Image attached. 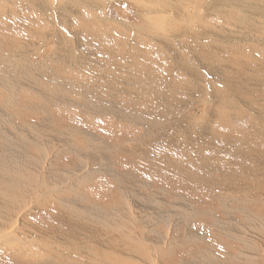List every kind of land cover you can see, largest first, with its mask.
I'll return each instance as SVG.
<instances>
[{"label": "bare ground", "instance_id": "obj_1", "mask_svg": "<svg viewBox=\"0 0 264 264\" xmlns=\"http://www.w3.org/2000/svg\"><path fill=\"white\" fill-rule=\"evenodd\" d=\"M107 1L112 0H0V83L7 80L9 88L17 91L48 92L51 86L61 79V76L53 75V70L61 67L65 76L69 77L73 73V78L69 79L67 86L60 85L59 90L76 97L78 95L79 98L91 97L98 100L100 108L90 117L94 122L101 120L99 127L83 129L85 131L92 128L93 134L84 132L86 136L80 137L77 131L82 130L74 128L65 118L57 115L53 117L48 114L45 121L36 122L31 127L29 124L35 121H27L23 116L25 109L16 105L15 113L10 108L4 110L10 120L15 114L20 117H17L18 127L14 132L16 138L12 139L7 135L6 121L0 109V264H154L150 255L143 256L136 250L141 246H148L152 249L150 254L153 256L156 249L164 250L171 245L174 239L169 237L175 230L170 226L172 219L176 225L182 222L191 223L192 218L200 214L203 222L208 218L207 215L217 213L214 207L211 210L208 203L202 202L195 193L192 192L190 195L194 196L189 197L183 188V194H186L188 199L193 197L198 207L191 209L182 198L175 202L170 199L172 203L169 204L173 207L167 203L165 208L164 196L170 198L168 191L161 188L158 189L160 193H155L151 190L154 195L145 197L140 192L150 190L155 182L150 185L138 176L127 174L126 176L132 178H114L119 185L120 195L124 196L126 193V202L120 203L123 212L115 219L96 222L98 214L108 217L104 213L105 210L101 205L95 207L90 203L84 205L83 202L88 195V198H94L101 194L95 195L96 191L88 194V191L84 193L78 190L80 186H89L87 181L93 179L89 174H81L91 164L79 165L78 162L74 167L73 162L63 163V166L70 167L65 169L63 179L59 169L50 165V161L57 159L56 154H51L55 148L53 146L58 143L56 131L64 124L67 129L76 131L73 140L78 139L83 151L94 157L97 162L113 163L114 158L116 161L119 155L116 153L120 150V145L115 146V142L110 141L108 134L103 130V126L108 125L104 119L108 117L117 114L116 119H130L136 123L135 126H144L142 130L139 128L141 137L155 136L158 131L155 123L150 125L151 115L139 120L140 112L131 109L127 111V116L119 114L125 107L119 104L120 102L119 105L113 102V97L117 96L119 100V97H124L125 92L129 94L146 87L149 91L167 94V99L161 101L165 107L171 104L168 109L169 119L161 125L165 128V135L172 137L175 144L166 146L164 155L176 154L181 160L189 161L203 153L195 143L208 139L214 145V152L226 153L231 166L242 169L243 165H246V168L257 170L254 173L263 175L264 179V87L251 91L249 86L243 85L247 84L249 79L264 82V2L123 0L133 7L134 17L140 25L125 23L119 28H107L109 22L114 23L112 19L104 16ZM121 15L126 14L121 12ZM125 33L130 35L126 36ZM46 43L49 44L45 48ZM48 49H51L49 55L46 54ZM124 55L135 57L132 63L133 71L118 74L117 69L111 67L109 62H120L128 66V60L117 59ZM76 72L79 74H74ZM31 78L39 82L34 83ZM122 83L126 84L125 88ZM253 85L255 86L254 83ZM244 91L248 93L245 97L241 96ZM254 99L257 100L256 103H252ZM75 100L81 101L78 98ZM149 100L151 101V98ZM127 102H130L128 96ZM82 109L75 108L77 112L70 110V113L79 117ZM50 117H53L51 121ZM99 118L101 119L97 120ZM29 131H34L37 143L23 136ZM115 131L120 132L119 125ZM131 134L128 132V135ZM252 141L254 146H250ZM67 143L68 141L60 145L66 147ZM234 143L242 147L236 148ZM28 149L33 151L31 152L34 156H30ZM147 150L150 151V148ZM214 155L216 157L210 159H213V166L217 171L214 170L210 176V182L223 177L228 173L227 170H231L219 169L218 166L222 162L219 163L221 160H218L216 153ZM235 158H238V161ZM246 159L249 161L247 164L244 163ZM151 165L150 169L157 166L153 163ZM112 166L110 165L108 170ZM197 166L199 167L198 164ZM182 170L183 173L177 172L180 180L190 178L194 183L201 181V176L194 178ZM106 173L111 174L110 171ZM78 175V180L74 181ZM149 180H152L151 177ZM205 181L196 183L204 193L207 187L213 188V185L204 183ZM94 183L98 187L94 184L93 187L103 191V186H100L102 181ZM189 183L188 180L185 184L174 186L184 187ZM260 186L264 188V180ZM169 187L175 188L171 185ZM231 189L234 190V187ZM199 192L198 190L197 193ZM255 194L257 192L253 189L246 197L264 202V192L259 196ZM221 201L223 202L222 198ZM241 212L250 217L247 225L237 229L230 218L225 219L230 223L226 224L227 226L224 222H218L216 225L220 234L224 233L229 239L236 241L233 243L240 246L236 249H243V252L237 253L233 248L229 253L222 245L224 249L221 247V257L214 256L211 252L203 255L206 251L214 250L216 243L204 240L201 234L196 233L200 231L190 228L183 236L187 242L177 248H186L187 251L188 247L193 248L195 255L192 256V261L188 260L186 252V259L182 257L180 261H173L177 255L170 256L171 261L166 264H200L201 257L209 259L210 264H230L233 261L241 264H264V258L257 256L253 245L255 237L263 244L259 241L258 246L264 247V218L256 211ZM259 212L264 215V206L259 208ZM36 214L41 220L52 218L55 224L58 223L59 227L54 229L55 234L51 239H37L43 223L36 222L34 227L29 225L30 217ZM113 220H116L117 224ZM134 228L137 232L140 231L139 238L143 237V242H124L122 234L127 232L133 238L131 233ZM230 231L236 232L235 235L232 236ZM197 237L202 240L198 241ZM101 247L106 251L98 252ZM165 252L171 255L174 251ZM34 256L36 259L33 261ZM215 258L219 260L216 261Z\"/></svg>", "mask_w": 264, "mask_h": 264}, {"label": "rangeland", "instance_id": "obj_2", "mask_svg": "<svg viewBox=\"0 0 264 264\" xmlns=\"http://www.w3.org/2000/svg\"><path fill=\"white\" fill-rule=\"evenodd\" d=\"M261 1L264 2V0H261ZM106 3L107 4L104 7L105 10L103 11L104 16L107 19H112V21L114 22V23L109 22L108 23L109 27H107V28L114 27V26L119 28L122 26V24H125V23L137 25V26L140 25V22L137 21L136 17H134L135 16L134 9L131 5H129V3H125V1H123V0H121V1L120 0L119 1L118 0H112V1H107ZM4 7H5V5H3V8ZM121 12L123 14H126V15H121ZM125 34H126V36L130 35L129 33H125ZM48 44L49 43L45 44V48L48 46ZM114 51H115V49H114ZM50 53H51V49H48L46 51V54L49 55ZM62 58H63V56L61 55V61H62ZM134 58H135L134 56H130V55H124L121 58H117L118 60H128V62H129L128 66L122 65L120 62H109V63L111 64V67L117 69L118 74L129 73V72L133 71L132 63H134ZM58 64H60V61L58 62ZM52 73L55 77L61 76V79H58L59 81L57 83H55L54 85H52L51 88L48 90V92H38V91H32V90H30V91H17V89H14V88L10 89L9 88L7 80L1 81L2 83H0V109H1L2 117L5 118V121H6L5 125H6V129H7L6 130L7 135L10 138H12V139L16 138L14 132H15V128L18 127V120L17 119L20 117L16 116V114H15L10 120V117L8 116V114L5 113L4 110L10 108V110L14 111V113H15L16 110L14 109V106H16V105H19L20 107L25 109L23 112V116L27 121H35L34 123L29 124L31 127H33L36 124V122L45 121L48 114H50V116H53V117H56L55 115H57L59 117L65 118V120L69 124H71L74 128L80 129L82 131L85 128H89V127L93 128V127H99L100 126V123H101L100 119L101 118L97 119L100 121L94 122V120L90 117L91 114L97 112V109L100 108L99 101L93 100L91 97L79 98L78 95L76 97L73 94L69 95V94H67V92L59 90L60 85L67 86L69 84V79L73 78V73L69 77H67V76H65V74L61 70V67L55 68ZM74 74H79V73L76 72ZM112 76H114V75H112ZM145 78H147V77H145ZM31 81L34 83L39 82V80L34 79V78H31ZM255 82H257L255 79H249L247 81V84H243V85L249 86V89L251 91H254L257 89L260 90V89H262V87H264V82H257V83H255ZM211 83H213V82L211 81ZM253 83L255 84V86L253 85ZM121 85L124 88L126 86L125 83L124 84L122 83ZM144 88L137 90L136 92L134 91V92L129 93V94H127V92H125L126 94L124 95V97L123 98L119 97V100L117 99L118 98L117 96L113 97V98H115V99H113V100H115L113 102H116L117 104L120 102L119 104H123V106L126 108V109L124 108V110L122 112H120V113L118 112L119 114H126V116H127V111L131 109V110L140 112V115L138 117L139 120L147 117L148 115H151L150 118H152V119L150 120V125L155 123V125L157 126L156 129L158 131L155 136L150 135L148 138L141 137L139 135V130L144 129V126L141 124L135 126L136 123H134L130 119L124 118L125 119L124 120L121 117H120V119H116L117 114L114 115L115 117L114 116L108 117V118L104 119L105 121H107L106 123H108V125H104L103 130L108 134L109 140L112 142H115V146L120 145V150L116 153V154L119 153V155H117L118 159L116 161L114 158L113 163L97 162V161H95L94 157H92L91 155H89L83 151V147L79 143L78 139L73 140V134L76 133V131H74L73 129H67L65 124H64L63 126H61L56 131L58 143L53 146L55 148L51 151V154L52 155L56 154L57 159H53L52 161H50L49 162L50 165L53 168L59 169L60 176L63 179L64 178L63 173L66 172L65 169L70 168V167H65V165L63 166V163L70 161L72 164V162H73L74 167H76V165H78L77 164L78 162H79V165H84V163H90L91 164L89 167H86L85 170L81 174L83 176L85 174L86 175L89 174L90 176H93V179L87 181V184H89V186H87V185L80 186V187H78V190L81 192L84 191V193H86V191H88L89 192L88 194H91L92 191H96L95 195L101 194L99 196L94 195L95 196L94 198H88L90 196L88 194H86V196L88 195L87 199L83 202L84 205H86L87 203H90V205H93L95 207L101 205L102 209L105 210L104 213L106 215H108L109 218L105 215L98 214L96 216V222L115 219V217H118L120 215V213L123 212V210L120 209V207H121L120 203L123 204L126 202V199H124V196L126 195V193H124V196L120 195L121 191H120V188H118L119 185H118L117 181L114 180V178H119V179L130 178L131 179L134 176H138L140 179L144 180L145 182H147L149 184L150 183L152 184L153 182H155L152 185L150 184L152 187L150 190H148V189L146 191L142 190L140 192V194L142 193L141 195H145V197H149L147 195L153 196L154 192H152V191H155V193H156L161 188H163V190H166L170 193L169 199H167L168 198L167 195L164 196L165 208H167L166 207L167 203H168V206H170L171 204H169V202L172 203V201L173 202L178 201V200L180 201V199L182 200V198H183V200L189 205V207L191 209L195 210L196 207H198V205L195 201H193L194 198L193 197L189 198V199L187 198L190 194H192V192L195 193L197 195V197L202 202H204L206 204L208 203V206L211 210L213 209L212 207L215 208V212H217V213L213 212V214L207 215L208 218L204 219L203 222H202L203 219L201 218L200 214H198L197 216L192 218L191 223L181 221L182 223H178L176 225L175 221L172 219L170 226L176 230V231L174 230V232L172 231L173 237L172 236L169 237V238L174 239L172 241V244L171 245L169 244L170 246L168 245V247L165 248L164 250L162 248L156 249L153 252V256H152V254H150L152 249H150L148 246H141L136 250L143 256L150 255L152 257V262L154 264H166L167 262L171 261L170 256L175 257L176 255H177V258H175V259L172 258V259H174L173 261H175L176 259H178V260L182 259V257L183 258L185 257V259H186L187 254H188V258H189L188 260L192 261L194 255H195V254H193V253H195V252H193V248L188 247V251L186 250V248L185 249L184 248L183 249L177 248L180 244L183 243L185 245V243L187 242L183 238V236H185L184 234H186L185 231L190 229V228H196L194 230L200 231V232H196V233L201 234L202 235L201 237H204L203 238L204 240L207 239L212 244L216 243L214 246V250L206 251L205 254H203V255H206V254L211 252L214 256L221 257L220 251H221L222 245L225 246V248L227 249V252L231 253L230 251L233 250V248L236 249V248H239L240 246L238 245V243H233L236 241L229 239L224 233H221L224 236L221 235L219 232L218 226L216 224H218V222H221V223L224 222V225L227 226L230 223L225 219L230 218L232 221V224H235L237 229L247 225L248 221L250 220V217L248 218L246 213L242 214L241 210L256 211V213L258 215H260L262 218H264V215L259 212V208H262V206H264V202H260L259 199L251 200L248 197H246V194L248 192L252 191L253 189H255L257 192V194H255V196H259V194L264 192V188L260 186L264 180L262 178L263 175L259 176L258 174L254 173L257 170L255 171V169L253 170V168L252 169L246 168V167H248L246 165H243L244 168H242V169L241 168H234L233 166H231V164L229 162L230 158L225 156L226 153H222L220 151L214 152V149H213L214 145H213V143H210V141L208 139H206L205 141L200 142V143L199 142L195 143V145L198 146V149L199 150L201 149L203 151V153H202V155L200 153L199 157H198V155L195 156L196 158L192 157L189 161L181 160L180 156L176 155V154H175L176 157H175V155H173L175 158L170 154L164 155V153H163V152H165L164 148L166 146H173L175 144V141L172 140V137L165 135V128L162 126L169 119L168 113H170V110H168V109L171 107L170 106L171 104H169V106L165 107L163 102L161 101V100L167 99L166 93H164V92H157L156 93V92L149 91V89L146 87H144ZM102 93H104V92H102ZM159 93H161V94H159ZM236 93H238V92H236ZM247 95H248V93H245V91H244V93L241 94V96H243V97H245ZM127 96L130 99V102H127ZM76 98L81 99V101L76 102V100H75ZM149 98H151V101L149 100ZM144 99H148L147 101H149L151 103L150 104L146 103L147 101H145ZM154 99H157V100L155 101ZM253 102L256 103L257 100L254 99V100H252V103ZM12 106H13V108H11ZM234 106H237V105H234ZM256 106H254V107H256ZM75 108H79V109L83 108L78 114L79 117H77V115L74 116L70 113V110L72 112H77L75 110ZM248 115H250V114H248ZM53 117H50V121L53 119ZM92 117L96 118V116H94V115H92ZM117 118H118V116H117ZM54 122H56L55 119H54ZM1 125H2V118L0 120V127H1ZM118 125H119V130H120L119 133L115 131L118 129ZM92 128L87 129L83 132L77 131V133L79 134L80 137H85L86 134L84 132L92 133ZM108 128H110L109 132H108ZM237 128L240 129V126L237 125ZM128 132H130L132 134L128 135ZM34 134H35L34 131H29L26 134H23V136L25 138H27L28 140L37 143L36 139L34 138ZM96 139H98V137H96ZM66 141H68L66 147L60 145V143H63ZM111 144H114V143H111ZM151 144H152V146H151ZM234 144H235L236 148L242 147V146L240 147V144H238V143H234ZM101 145L104 148H106L105 145L103 144V142H101ZM251 145L252 146L255 145L253 141L251 142L250 146ZM262 147H260V148H262ZM136 148H137V150H135ZM149 148H150V151L147 150ZM155 148L157 150H155ZM162 149H163V151H162ZM204 149H206V150H204ZM199 150H197V151L199 152ZM28 151L31 153L30 156H34V154L32 153L33 152L32 150H31L32 152L30 151V149H28ZM131 152H134V153L132 154ZM147 153H149V154L147 155ZM215 153L218 156V160H221V161H219V163L222 162L221 164H219V166L217 165L219 167V169L229 168L231 170H229V171L227 170L226 172H228V173H226V175H223V177H218L217 179H214L215 182H214V180H211V182H210L208 180L211 178L210 176L214 173V170H216V167L213 166V165H215L213 162L214 157H216V155H214ZM61 154H65V155L63 156ZM170 156H172V157H170ZM202 156H204V158H202ZM28 158H29V161H31V158L30 157H28ZM210 158H213V159H210ZM64 159H68V160L65 161ZM193 159L195 161H193ZM235 160L238 161V158H235ZM157 161H159L160 163ZM197 161H198V163H197ZM195 162L199 165V167L197 166V164ZM247 162H249L247 159L244 160V163L247 164ZM151 163H153V165H155V164L157 165V166L155 165L156 166L155 169H153V168H151L152 170L150 169V166H152ZM181 163L183 164L182 166H181ZM110 165H113V166L110 170H108ZM187 165H189V166H187ZM192 165H194V166H192ZM77 167H79V166H77ZM127 167H129V168H127ZM157 167L159 168V170ZM172 167L174 169H172ZM193 167H195V168H193ZM211 168H213V169L211 170ZM149 169H150V171H149ZM182 169H184V172H188L191 175H193L194 178H196L197 176H199V177L201 176L202 178H205V179H202L200 177L201 181H199V182L195 181V183L190 178H184L183 180H180L177 172L182 171V173H183ZM193 170H195V171H193ZM70 171H72V170H70ZM101 171H105V172L101 173ZM108 171H110L111 174L108 175L106 173ZM166 172H167V174H165ZM204 173H206V174H204ZM95 174H97V175H95ZM105 174H107V175H105ZM127 174H131L132 177L126 176ZM148 174H150V175H148ZM79 176L80 175H78V177H76L74 179V181H77ZM95 176H97V177H95ZM104 176H105V178H104ZM247 176H248V178H247ZM150 177L152 180H149ZM158 177L160 179H158ZM249 177H251V178H249ZM259 177L262 178L263 180L262 179L260 180ZM236 178L239 180H237ZM159 180H160V183H159ZM188 180L190 181V183L188 185H184V187H175L174 186V185L177 186V184H178V186L180 184L181 185L185 184V182ZM60 181L62 182V180H60ZM101 181H102V183H100ZM108 181H110V182H108ZM148 181H150V182H148ZM171 181H172V183H171ZM203 181H205L204 183H209L211 186L213 185L212 186L213 188L207 187L208 189L206 190V193H204L203 189H201V187H199L197 185V184L203 183ZM250 181H251V183H250ZM94 182H96V183L99 182L100 186H103V191H98V189L96 187H93V184H94V186H97V184H95ZM237 182L239 185L237 184ZM173 183H175V184H173ZM251 184H253V185H251ZM255 184L258 186H255ZM150 185H148V186H150ZM170 185L172 187H175L174 188L175 190L171 189L169 187ZM73 186L74 185H72V187ZM90 186H92L93 188H90ZM164 186H165V188H164ZM226 186H227V188H226ZM155 187H157V188H155ZM197 187L200 189H198ZM233 187H234V190L231 189ZM181 188H183L188 193L187 194L188 196H185L186 194H183L184 192L181 190ZM170 189H171V191H170ZM240 189H241L242 194L240 192ZM198 190L200 191L199 193H197ZM147 191H149V192H147ZM143 192H145V193H143ZM210 192H212V194H214V196ZM148 193H152V194H148ZM158 193H160V191ZM180 194L182 195V197ZM230 194H232V195H230ZM228 195H230L229 199H227ZM233 195L234 196L236 195V196L234 197ZM107 196H109V197H107ZM171 196H173V197H171ZM174 196H176V197H174ZM190 196H194V195H190ZM221 198L223 199V202H225V203H223L221 201ZM170 199L171 200L173 199V200L171 201ZM130 203H131V199H130ZM240 203H241V205H240ZM170 207H173V206L171 205ZM238 210H240V211H238ZM106 211H108V212L106 213ZM91 213H93V212H91ZM249 216H250V214H249ZM221 219H223L225 221H223ZM113 221L115 222V224H117L116 220H113ZM36 222L43 223V226L40 229L39 234L37 235L38 240L39 239H44V240L51 239L53 237V235L55 234L54 229L59 227L58 223L55 224L52 218H48L46 220H41L40 216H38L37 214L34 215V217H30L29 225L34 227V226H36L35 225ZM133 224H134V221H133ZM166 230H168V228H166ZM230 232L232 233V236H234L236 233V232H232V231H230ZM131 234H132L133 238L127 232H124L122 234L124 242L128 243V242H131L133 240L135 241V243L136 242H140V243L143 242L144 239H143V237L139 238L141 233H140V231L137 232L136 228L133 229V233H131ZM146 235H147V238L150 237L148 233ZM232 236H230V237H232ZM197 238H198V241L202 240V239H200V237H197ZM245 239L250 241L249 238H245ZM259 241L260 240H257L254 237L253 245H255V248L257 251V256L259 258H264V247L258 246ZM261 245H263L262 242H261ZM175 248H177V249H175ZM228 248H229V250H228ZM98 250H99L98 252L106 251L104 249V247H101ZM165 250L166 251L167 250H173L174 252H172L171 255H169L168 253L165 252ZM214 251H216V252H214ZM236 251H237V253H240L241 251L243 252V249L242 250L236 249ZM186 252H187V254H186ZM247 257H249V254ZM35 259H36V256H34V258L32 260L34 261ZM215 259H216V261L219 260L217 258H215ZM199 263L200 264H210V261H209V259H203L201 257V260L199 261ZM230 264H241V263L233 261V262H230Z\"/></svg>", "mask_w": 264, "mask_h": 264}]
</instances>
